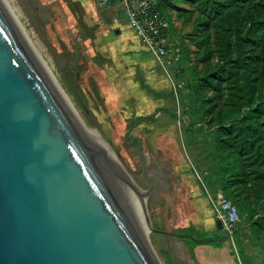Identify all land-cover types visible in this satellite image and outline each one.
Instances as JSON below:
<instances>
[{
	"label": "rangeland",
	"instance_id": "1",
	"mask_svg": "<svg viewBox=\"0 0 264 264\" xmlns=\"http://www.w3.org/2000/svg\"><path fill=\"white\" fill-rule=\"evenodd\" d=\"M81 2L12 0L11 4L21 13L37 53L49 58L79 123L91 136L92 141L86 140L89 146L97 149L96 140L104 142L139 191L149 192L145 213L157 232H148L147 239L158 263L199 264L191 256L193 240L199 244L210 238L216 258L221 256L220 248L229 254L226 262L218 260L220 264H263L264 245L252 240L248 222L241 219L232 234L216 229L206 196L207 192L216 194L204 180L213 151L210 113L230 103L238 77L223 73L219 66L218 50L223 48L213 28L210 44L214 56L201 60L203 35L193 23L200 17L206 19L202 8L180 1L165 5L168 53L163 68L138 40L130 44V50L124 49L123 42L133 29L116 2L98 7V13L110 29L117 18L127 25L120 36L113 30L107 38L121 53L103 56L98 47L107 41L102 36L88 39L93 24L88 15L81 16ZM63 69L74 80L80 101ZM214 71L222 79V92L221 86L215 92L212 87H195L201 75ZM190 185L192 194L186 196ZM170 205H176V211Z\"/></svg>",
	"mask_w": 264,
	"mask_h": 264
},
{
	"label": "water",
	"instance_id": "2",
	"mask_svg": "<svg viewBox=\"0 0 264 264\" xmlns=\"http://www.w3.org/2000/svg\"><path fill=\"white\" fill-rule=\"evenodd\" d=\"M86 140L0 5V264H159L131 195L149 192Z\"/></svg>",
	"mask_w": 264,
	"mask_h": 264
},
{
	"label": "trees",
	"instance_id": "3",
	"mask_svg": "<svg viewBox=\"0 0 264 264\" xmlns=\"http://www.w3.org/2000/svg\"><path fill=\"white\" fill-rule=\"evenodd\" d=\"M172 1L202 8L206 19L200 17L193 23L203 35L201 60L214 56L210 44L213 28L223 48L218 50L219 66L223 73L238 77L230 103L210 113L213 151L204 180L213 193L222 192L237 207L240 219L248 222L252 240L264 245V0H154L165 22L164 7ZM217 73H204L195 87H212L215 92L221 86L222 92ZM207 100L212 103V97ZM205 242L213 240L199 244ZM193 244L198 243L193 240Z\"/></svg>",
	"mask_w": 264,
	"mask_h": 264
},
{
	"label": "built area",
	"instance_id": "4",
	"mask_svg": "<svg viewBox=\"0 0 264 264\" xmlns=\"http://www.w3.org/2000/svg\"><path fill=\"white\" fill-rule=\"evenodd\" d=\"M115 2L122 7L139 41L163 67V60L168 53L165 43L167 24L157 11L154 0H97V5L108 7ZM206 196L215 218L221 222L222 229L232 234L241 220L237 207L222 192L215 195L207 192Z\"/></svg>",
	"mask_w": 264,
	"mask_h": 264
},
{
	"label": "crops",
	"instance_id": "5",
	"mask_svg": "<svg viewBox=\"0 0 264 264\" xmlns=\"http://www.w3.org/2000/svg\"><path fill=\"white\" fill-rule=\"evenodd\" d=\"M79 7H80L79 8L80 11L82 10L81 16H83V14L88 15V17L91 20V23L93 24L92 25L93 27H91L87 31L88 33H91L89 36L90 38H88V39H92V41L100 39L101 36L104 40L107 41L108 34L114 32L113 30H115V35L120 36L121 30H124L127 27V25L123 24V22L120 18H117V19H115V25L113 26V28H111V29L108 28V26L105 24L106 20L103 19L102 16H100L98 13L99 8H98V5L96 4L95 0H83V2H81ZM83 10H85V12H83ZM73 13L77 14L76 12H73ZM124 16H125V13H124ZM62 17L65 19L64 14H62ZM83 17H85V15ZM132 33H133L132 36L129 35L127 37V39H125L126 42L125 41L123 42V46H124V49H126V51L130 50L129 48H130L131 43H136L137 40L139 41V39L137 38L134 31H132ZM108 41L105 44L99 45L98 49H100V53L103 54V56L108 54L112 57L117 55V54H120L121 53L120 49H118V47L112 46L111 40H108ZM204 174H205V172H204ZM192 191L193 190H192L191 185H190L189 191L186 192V196H190L192 194ZM169 207H172L173 210H175V211L177 209L176 205H175V207H173V205H170ZM205 240L209 241L211 239L209 238V239H205ZM194 245L195 246L191 247V256L195 260L197 259L199 264H220V261H218V260H224V262H226V260L228 258H230L229 254L224 249L222 250V248H220V247H218V248H220V250H221V256L216 258L214 253L210 250L209 242H205L203 244H194Z\"/></svg>",
	"mask_w": 264,
	"mask_h": 264
},
{
	"label": "bare ground",
	"instance_id": "6",
	"mask_svg": "<svg viewBox=\"0 0 264 264\" xmlns=\"http://www.w3.org/2000/svg\"><path fill=\"white\" fill-rule=\"evenodd\" d=\"M11 2H12V0H0V5L3 7L5 12L7 13V16L9 18V20L11 21L13 27L15 28L16 32L20 36L21 40L28 47L29 51L31 52V54L33 55L35 60L37 61L38 65L40 66L41 70L43 71V73L47 77L48 81L50 82V84L54 88V90L57 93V95L59 96V98L63 101V103L67 106V108H69V111L72 113L73 117L79 121L75 111L71 107L70 101L68 100L66 94L61 89L60 85L58 84V81H57V78L54 74L52 65L49 64L50 63L49 58L47 56H45L44 54L39 55V53H37L36 48L32 44V42L28 36V33L25 30V27H24L23 23L21 22V18H22L21 13H19L17 8H15L11 4ZM116 175H117L118 179L121 180L119 175L118 174H116ZM129 194H131V193H129ZM131 195L133 197V201H134V205H135L136 210H137V214L139 216L141 215L140 217H142V212L145 213V199L138 198V197L134 196L133 194H131ZM140 229H141V232L143 233V235L146 237L148 234V231H147L142 219H141V223H140Z\"/></svg>",
	"mask_w": 264,
	"mask_h": 264
},
{
	"label": "flooded vegetation",
	"instance_id": "7",
	"mask_svg": "<svg viewBox=\"0 0 264 264\" xmlns=\"http://www.w3.org/2000/svg\"><path fill=\"white\" fill-rule=\"evenodd\" d=\"M74 60H76V58L74 59ZM73 68V66H71V69Z\"/></svg>",
	"mask_w": 264,
	"mask_h": 264
}]
</instances>
